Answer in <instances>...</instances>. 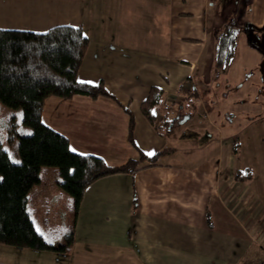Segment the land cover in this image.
Segmentation results:
<instances>
[{
  "label": "crops",
  "instance_id": "0c3cea01",
  "mask_svg": "<svg viewBox=\"0 0 264 264\" xmlns=\"http://www.w3.org/2000/svg\"><path fill=\"white\" fill-rule=\"evenodd\" d=\"M227 2L0 0L1 31L66 25L88 38L77 79L102 82L115 100L50 97L41 114L73 154L118 167L137 161V149L146 156L173 150L156 166L90 185L67 253L0 245V264H264V49L252 42L255 31L264 36V0ZM226 26L237 29L238 45L219 74L215 46ZM151 88L174 105L169 117L189 102L188 92L196 94L190 120L168 137L156 131L160 115L152 126L140 112ZM124 109L134 117L137 149L127 142ZM247 169L250 181L234 180ZM71 224L59 233L63 244Z\"/></svg>",
  "mask_w": 264,
  "mask_h": 264
},
{
  "label": "trees",
  "instance_id": "16d2710c",
  "mask_svg": "<svg viewBox=\"0 0 264 264\" xmlns=\"http://www.w3.org/2000/svg\"><path fill=\"white\" fill-rule=\"evenodd\" d=\"M88 38L80 27L55 26L45 33L14 32L0 30V103L12 112H20V120L11 116L0 126L5 132V142L10 146L16 142L18 162L10 160L0 147V245L15 250L67 253L74 241V218L85 190L94 182L114 175H134L156 166L164 155L173 150L164 149L146 156L134 142L135 121L128 115L127 142L139 154V159L129 160L124 165L110 167L93 156L73 154L68 140L44 126L41 114L46 99L57 97L71 99L85 96L92 100L107 98L115 100L101 82L98 85L81 83L78 70L88 48ZM238 45V31L226 26L216 40L214 62L219 74H226L231 67ZM196 94L188 92V103L178 105L175 114L170 113L174 105L164 103V93L151 88L140 106L142 116L150 125L161 120L156 131L168 137L191 118L196 109ZM238 153L236 141L232 154ZM140 164H144L140 166ZM55 171L58 186L70 197L73 221L62 239L64 244L55 247L44 240L35 227L28 211L29 195L36 186L42 185V169ZM252 172L247 169L236 172L234 180L248 182Z\"/></svg>",
  "mask_w": 264,
  "mask_h": 264
},
{
  "label": "rangeland",
  "instance_id": "374dc122",
  "mask_svg": "<svg viewBox=\"0 0 264 264\" xmlns=\"http://www.w3.org/2000/svg\"><path fill=\"white\" fill-rule=\"evenodd\" d=\"M235 1H237L238 7L241 4L245 7L248 3V0H242L241 2L238 0H228L227 3H229V7H231ZM252 42L259 49H264V36H261L260 31H255V35L252 37ZM249 76L251 75L249 74ZM255 81L258 83L257 80ZM258 96L261 97L258 102H260L261 107L264 108V93L261 94V90H259ZM252 100L253 98L248 96L241 99V102L245 103ZM254 101H256V98H254ZM12 115L15 116L17 122H19V111L12 112L10 109L0 108V126L4 122H7ZM0 147L7 152L11 161L15 163L18 162V157L16 155V142L7 146L4 130H0ZM40 179L42 186H36L29 195L30 203L28 205V210L31 213V218L36 231L39 229V232H37L43 236L44 240L56 247H60L63 242L59 239L57 240V238H61L59 233H62L73 221V213L70 209L71 199L58 186L57 183L59 182V178L54 170L48 168L42 169ZM7 264L13 263L8 262Z\"/></svg>",
  "mask_w": 264,
  "mask_h": 264
},
{
  "label": "snow or ice",
  "instance_id": "6c2138e0",
  "mask_svg": "<svg viewBox=\"0 0 264 264\" xmlns=\"http://www.w3.org/2000/svg\"><path fill=\"white\" fill-rule=\"evenodd\" d=\"M37 231L39 232V229H37Z\"/></svg>",
  "mask_w": 264,
  "mask_h": 264
}]
</instances>
